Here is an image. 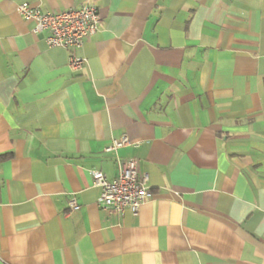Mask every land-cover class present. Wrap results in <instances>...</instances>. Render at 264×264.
<instances>
[{
  "label": "crops",
  "instance_id": "obj_1",
  "mask_svg": "<svg viewBox=\"0 0 264 264\" xmlns=\"http://www.w3.org/2000/svg\"><path fill=\"white\" fill-rule=\"evenodd\" d=\"M87 2L73 72L17 6ZM118 160L138 215L97 203ZM0 264H264V0H0Z\"/></svg>",
  "mask_w": 264,
  "mask_h": 264
},
{
  "label": "built area",
  "instance_id": "obj_2",
  "mask_svg": "<svg viewBox=\"0 0 264 264\" xmlns=\"http://www.w3.org/2000/svg\"><path fill=\"white\" fill-rule=\"evenodd\" d=\"M17 11L25 20L35 24V33L49 31L46 40L49 47L62 48L69 53L71 71L83 70L86 59L79 56L78 52L101 24V15L95 4L87 2L78 9L42 12L38 7L24 3L17 6ZM128 145H131V141L125 135L115 140L106 151H116ZM90 174L94 187L101 191L97 203L104 210H111L121 216L126 211L138 215L141 206L153 198L150 177L139 169L135 160H118V175L113 180H109L99 170H92ZM80 207L75 197L69 200V211H77Z\"/></svg>",
  "mask_w": 264,
  "mask_h": 264
}]
</instances>
